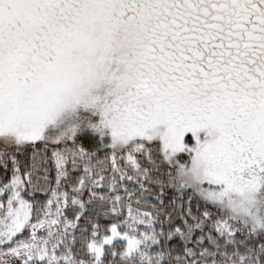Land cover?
<instances>
[{"label": "snow or ice", "instance_id": "1", "mask_svg": "<svg viewBox=\"0 0 264 264\" xmlns=\"http://www.w3.org/2000/svg\"><path fill=\"white\" fill-rule=\"evenodd\" d=\"M0 264H264V0H0Z\"/></svg>", "mask_w": 264, "mask_h": 264}]
</instances>
